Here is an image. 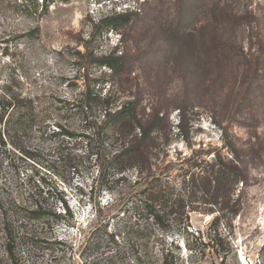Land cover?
<instances>
[{
  "label": "rangeland",
  "instance_id": "374dc122",
  "mask_svg": "<svg viewBox=\"0 0 264 264\" xmlns=\"http://www.w3.org/2000/svg\"><path fill=\"white\" fill-rule=\"evenodd\" d=\"M38 2L39 7L35 0H0V88L11 85L37 96L49 113L79 129L80 115L71 104H78L88 91L105 95L113 89L103 57L117 49L120 54L124 44L141 49L132 76L119 84L132 86L134 93L151 85V93L142 90L143 101L167 116L172 151L187 153L189 145H202L227 153L224 144L231 138L245 150L240 157L249 185L230 227L229 264H264V0H205L184 26L187 32L167 23L179 0H69L52 2L47 9L43 0ZM156 11L168 15L166 21L155 19ZM123 12L133 13L131 22L109 20ZM191 12L190 8L186 13ZM150 46L153 49L145 51ZM253 53L259 61L251 75ZM157 73L164 78L159 80ZM181 117L183 134L177 127ZM29 144L44 155L29 158L19 146L9 144L12 151L0 163V200L6 203L7 215L19 225L25 215L20 205L42 199L41 191L45 195L49 189L64 190L77 228L44 220L35 221L33 228L31 222L28 230L36 243L29 246L18 240L15 261L6 252L0 222V264H86L74 259L71 251L60 250L66 246H44L47 240L62 239L77 249V235L94 219L95 208L54 172L59 165L51 168L55 163L47 151L53 142L36 138L24 146ZM46 204L64 211L56 196ZM205 224L194 218V225L204 231ZM182 249L186 251L183 243ZM57 253H65L59 262L52 260Z\"/></svg>",
  "mask_w": 264,
  "mask_h": 264
},
{
  "label": "trees",
  "instance_id": "16d2710c",
  "mask_svg": "<svg viewBox=\"0 0 264 264\" xmlns=\"http://www.w3.org/2000/svg\"><path fill=\"white\" fill-rule=\"evenodd\" d=\"M55 1L69 2L43 0L42 7L47 9ZM204 2L179 0L167 23L187 32L185 25ZM35 3L41 5L38 0ZM190 8L192 12L187 14ZM152 14L165 21L168 16L159 11ZM132 15L123 12L109 20L129 23ZM150 49L153 46L145 51ZM141 52L124 44L120 54L117 49L103 57L102 65L110 70L113 89L105 95L88 91L78 104H71L74 114L80 115L79 129L49 113L37 96L11 85L0 88V163L12 151L9 144L19 146L29 158H37L43 152L24 143L36 138L49 140L53 145L47 158L55 163L51 168L59 165L60 169L54 172L95 208L94 219L77 235V249L62 239L47 240L44 248L66 246L67 250H60L71 251L74 259L86 264H229L230 227L242 210L244 187L249 185L247 167L240 157L245 150L231 138L224 144L227 153L222 152L223 148L212 151L202 145H189L187 153L172 151L173 131L168 127L167 116L143 101L142 90L151 93V85H143L134 93L132 86L119 84L132 76ZM251 61L252 75L258 56L253 53ZM156 77L164 78L161 73ZM181 119L177 127L183 134ZM52 190L45 195L41 191L38 196L42 199L19 206L25 214L19 225L7 215L6 203L0 200V222L7 241L6 252L12 260H18V240L29 246L36 243L28 230L31 222L33 228L35 221L43 220L48 224L64 223L71 230L77 228L65 191ZM55 196L63 202L64 211L46 204ZM195 217L206 223V231L194 225ZM65 253L55 254L52 260L59 262Z\"/></svg>",
  "mask_w": 264,
  "mask_h": 264
}]
</instances>
